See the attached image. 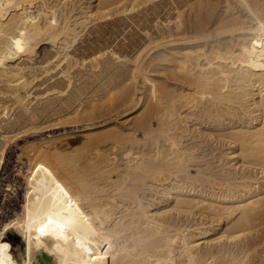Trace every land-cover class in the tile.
<instances>
[{"label": "bare ground", "instance_id": "obj_1", "mask_svg": "<svg viewBox=\"0 0 264 264\" xmlns=\"http://www.w3.org/2000/svg\"><path fill=\"white\" fill-rule=\"evenodd\" d=\"M73 125L0 264H264V0H0V173Z\"/></svg>", "mask_w": 264, "mask_h": 264}, {"label": "rangeland", "instance_id": "obj_2", "mask_svg": "<svg viewBox=\"0 0 264 264\" xmlns=\"http://www.w3.org/2000/svg\"><path fill=\"white\" fill-rule=\"evenodd\" d=\"M75 127L74 125L67 128L59 127V129H54L56 127H53L51 129L29 131L19 136L15 134L9 135L12 140L6 151L5 164L0 173V222L13 219L22 209L25 196V182L18 171L27 172L26 167L29 155L31 154L28 152L32 149L31 147L40 144L41 141L50 135L61 136L66 131H73ZM79 139L74 144L79 145L83 141V139ZM62 140L64 144L67 142L66 138ZM10 187L14 188V192L9 190ZM18 237L15 232H9L7 235L6 241L12 244L13 252L19 245L20 237Z\"/></svg>", "mask_w": 264, "mask_h": 264}, {"label": "snow or ice", "instance_id": "obj_3", "mask_svg": "<svg viewBox=\"0 0 264 264\" xmlns=\"http://www.w3.org/2000/svg\"><path fill=\"white\" fill-rule=\"evenodd\" d=\"M7 247V245H0V248Z\"/></svg>", "mask_w": 264, "mask_h": 264}]
</instances>
